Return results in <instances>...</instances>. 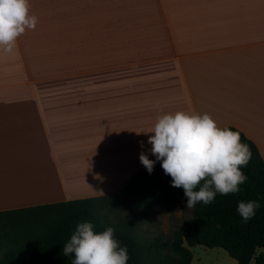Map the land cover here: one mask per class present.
Masks as SVG:
<instances>
[{"label": "crops", "instance_id": "obj_1", "mask_svg": "<svg viewBox=\"0 0 264 264\" xmlns=\"http://www.w3.org/2000/svg\"><path fill=\"white\" fill-rule=\"evenodd\" d=\"M29 4L36 28L0 51V210L120 191L167 113H208L264 160V0Z\"/></svg>", "mask_w": 264, "mask_h": 264}, {"label": "trees", "instance_id": "obj_2", "mask_svg": "<svg viewBox=\"0 0 264 264\" xmlns=\"http://www.w3.org/2000/svg\"><path fill=\"white\" fill-rule=\"evenodd\" d=\"M222 128L240 132L241 142L249 146L251 160L241 168L248 179L238 193H217L207 205L198 202L171 240L137 232L143 216L170 209L177 198L187 201L183 188L172 192L156 180L172 177L155 158L151 173L142 168L116 193L0 210V264H72L74 255L64 256L63 247L84 222L92 223L97 233L113 227L114 238L127 248V264H191L190 248L196 245L222 248L235 264H264V160L242 131ZM241 201L260 205L247 221L237 211ZM34 224L36 231L31 229Z\"/></svg>", "mask_w": 264, "mask_h": 264}, {"label": "clouds", "instance_id": "obj_3", "mask_svg": "<svg viewBox=\"0 0 264 264\" xmlns=\"http://www.w3.org/2000/svg\"><path fill=\"white\" fill-rule=\"evenodd\" d=\"M37 22V17L30 14L29 0H0V51L12 53L18 38L26 30H34ZM149 133H154L148 139L152 154L162 161L165 174L172 177V186L183 188L187 208L198 202L210 204L217 193H238L239 185L248 179L241 168L251 160L249 146L241 142L240 132L219 127L208 113L160 115ZM139 159L151 173L155 161L144 152ZM201 181L202 187L194 190ZM259 207L257 201H241L237 211L247 221ZM114 231L107 227L97 233L92 223H80L63 247V255H74L72 264H127V248L120 247Z\"/></svg>", "mask_w": 264, "mask_h": 264}, {"label": "rangeland", "instance_id": "obj_4", "mask_svg": "<svg viewBox=\"0 0 264 264\" xmlns=\"http://www.w3.org/2000/svg\"><path fill=\"white\" fill-rule=\"evenodd\" d=\"M168 186L172 192L174 188L172 181L161 182ZM192 215V208H187L186 202L182 198H177L170 209H155L151 213L142 217L138 234L143 237L158 236L162 239L171 240L174 230L181 226ZM33 231L38 230L36 224L31 226ZM192 253L191 264H235V260L228 253L219 247L206 248L196 245L190 248Z\"/></svg>", "mask_w": 264, "mask_h": 264}]
</instances>
